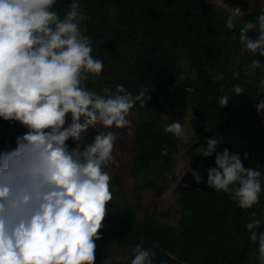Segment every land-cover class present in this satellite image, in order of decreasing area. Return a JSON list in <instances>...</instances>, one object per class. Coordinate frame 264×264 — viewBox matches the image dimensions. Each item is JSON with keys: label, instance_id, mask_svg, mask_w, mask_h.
<instances>
[{"label": "clouds", "instance_id": "9594fccd", "mask_svg": "<svg viewBox=\"0 0 264 264\" xmlns=\"http://www.w3.org/2000/svg\"><path fill=\"white\" fill-rule=\"evenodd\" d=\"M58 2L0 0V120L25 129L15 147L0 150V264H96V241L102 239L113 200L106 169L120 166L115 130L130 127L132 110L150 99L148 89L134 94L118 84L101 94L88 87L104 71L103 60L93 55V37L82 28L90 17L80 0H71L63 15ZM235 12L240 15L241 9ZM226 27L236 28L232 16ZM238 39L243 51L259 57L247 66L250 72L264 70V8L240 27ZM209 74L213 83L224 79L222 72ZM257 92L264 93V78ZM244 93L243 86L234 84L217 102L224 108L233 94ZM254 106L264 117V95ZM184 124L173 120L164 132L188 144ZM90 130L95 135L89 142ZM205 132L212 129L205 126ZM222 142L212 135L194 143V155L214 158L206 180L191 162L184 174L191 172L197 185L228 194L242 210L259 205L264 193L259 167H245L249 153L221 149ZM261 224L253 218L245 228L264 264V231H257ZM144 244L141 238L132 249L130 264H155L159 242Z\"/></svg>", "mask_w": 264, "mask_h": 264}, {"label": "trees", "instance_id": "16d2710c", "mask_svg": "<svg viewBox=\"0 0 264 264\" xmlns=\"http://www.w3.org/2000/svg\"><path fill=\"white\" fill-rule=\"evenodd\" d=\"M229 1L241 9L240 15L214 0H80L90 17L83 28L94 39L93 55L104 62L100 79L89 81L88 87L103 94L120 84L134 94L148 89L150 97L145 107L133 109V191L124 190L118 176H113V200L102 239L96 241V264H130L132 249L141 238L146 248L159 242L155 264H259L258 245L249 240L245 225L260 219L257 231H264V193L259 205L242 210L228 194L217 193L206 183L197 185L187 172L178 187L179 216L174 223L162 219L170 217L171 206L165 210L154 206L139 214L130 201L139 199L136 191L143 187L158 195L168 187L163 176L176 164L180 140L166 134L164 127L184 109L196 142L214 135L222 139L221 149L247 151L249 159L241 157L245 167H259L264 176V117L254 106L264 95L257 92L264 70L250 72L247 66L259 57L243 51L238 39L240 27L254 20L262 7L257 0ZM70 2L59 0L56 7L61 15ZM229 16L236 24L234 30L226 27ZM248 35L255 38L256 33ZM209 70L224 73V79L213 83ZM234 84L243 86L245 93L233 94L228 106L220 108L218 97ZM205 126L212 132H205ZM24 131L19 124L0 120V150L15 147V138ZM94 135L95 131L86 139L90 142ZM164 148L167 155L161 154ZM210 166H215L214 158L193 154L191 168L201 169L205 180ZM110 244L125 255H102Z\"/></svg>", "mask_w": 264, "mask_h": 264}, {"label": "rangeland", "instance_id": "374dc122", "mask_svg": "<svg viewBox=\"0 0 264 264\" xmlns=\"http://www.w3.org/2000/svg\"><path fill=\"white\" fill-rule=\"evenodd\" d=\"M217 4L223 5L229 11L234 13L236 7L229 0H214ZM255 1V0H250ZM262 8H264V0H257ZM83 28V24H82ZM186 60L183 61L185 63ZM187 68V67H186ZM131 120V126L125 129L115 130L117 134V140L114 148V154L117 155V158L120 162L119 167L109 166L106 171L109 172L111 177L118 176L124 190L133 191L134 178L130 174V165L133 158V149H132V140H133V132L134 125L136 121L135 113L132 110L131 115L129 117ZM182 125L184 124V130L186 138L188 139V144L185 141L180 140L179 144V152L177 154L176 164L165 171L163 176L164 182L168 184L166 190L158 195L152 189L148 187L141 188L136 193L139 195V199L130 198V201L136 205L138 209V213L141 214L147 210H151L154 206H157L158 209L165 210L167 207L171 206V215L167 218H162L163 220H168L174 223L178 216L179 212L176 208L175 199L178 195V187L180 184L184 183L182 176L185 170L188 167V164L192 160V156L194 154V149L198 146L194 144L196 142L194 137V131L189 122L188 109L182 111L177 119ZM95 130H90L88 134L92 133ZM72 146H74L73 142H69ZM161 181V180H160ZM118 200V197H116ZM107 244L104 243V246ZM109 251L102 252V255L105 256H117L122 257L125 255V252L121 250L119 246L108 245Z\"/></svg>", "mask_w": 264, "mask_h": 264}]
</instances>
